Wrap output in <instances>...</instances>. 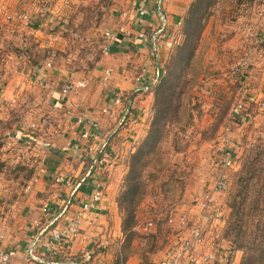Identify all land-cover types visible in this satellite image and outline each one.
Here are the masks:
<instances>
[{"label":"rangeland","instance_id":"1","mask_svg":"<svg viewBox=\"0 0 264 264\" xmlns=\"http://www.w3.org/2000/svg\"><path fill=\"white\" fill-rule=\"evenodd\" d=\"M79 1L91 8L81 3L75 6L77 2L67 4L66 0H0V235L3 237L16 220L13 214L18 212V205L35 182L34 164L39 153L34 148L39 149L47 138L54 137L59 125L65 126L71 116L70 108L65 109L66 102L58 106L57 114H52L57 110H48L52 96L47 93V84L32 79L37 66L41 62L50 65L51 60L59 66L94 71V62L104 57L105 32L118 33L119 15L130 17L138 0H129L128 4L127 0ZM192 1L176 39L166 37L170 44L160 50L154 46V55L150 51L149 59L154 65H163L152 86L161 82V76L170 77L167 66L174 64L177 47L184 44L186 35L182 30ZM78 12L79 18L75 16ZM33 20H41L39 27L34 26ZM204 23L195 55L187 65L188 83L177 117L170 110L156 151L142 167L135 227L140 236L134 235L125 251L124 233L120 241L111 238L115 242L111 240L102 250L107 253L110 249L114 256L102 255L100 264H114L119 254L125 252L128 258L133 256L129 264H161L179 255L193 227H204V238L194 249L195 257L208 256L209 264L242 262L243 251L233 244L237 230L233 228L231 204L240 188L241 176L251 165L258 168L252 188L264 191V155L259 152L264 150V0L243 3L217 0ZM100 24L105 27L101 46L95 40L87 41V37L99 34L96 29ZM60 36L69 39L67 47L57 48ZM141 53L129 50L126 63H133L134 69H138L137 61L144 55ZM143 66L142 63L137 74L140 78L145 75ZM103 74L94 77L103 85L102 91L109 87V83H103ZM22 83L23 92L17 97L20 87L17 85ZM29 85L32 87L28 88ZM56 86L62 89V85ZM149 94L145 96L150 99L149 109L144 112L149 113L145 121L149 122L150 131L156 111L155 96ZM239 102L243 103L241 113L233 110ZM132 115L137 118L131 120L132 128L137 130L141 116L134 111ZM226 150L235 155V163L228 169L222 161ZM122 164L128 173L129 159ZM106 173L108 178L113 177L112 172ZM223 173L229 176L228 187L223 192L214 191ZM125 177L119 179L120 190L126 188ZM208 194L213 200L203 209L201 203ZM186 260L182 259L180 264H186Z\"/></svg>","mask_w":264,"mask_h":264},{"label":"crops","instance_id":"2","mask_svg":"<svg viewBox=\"0 0 264 264\" xmlns=\"http://www.w3.org/2000/svg\"><path fill=\"white\" fill-rule=\"evenodd\" d=\"M66 1L67 4L77 2L75 6H80L81 3L79 0ZM98 1L93 0V3ZM190 2L191 0H152L148 6L150 13L145 16L143 23H138L137 9L142 6V3L140 0L136 1V10L134 9L130 17L124 18L119 15L120 27H117L119 32L115 33L117 40L113 44L112 53L94 62L96 64L93 68L95 73L92 69V71H81L75 67H69L70 65L59 66L51 60L50 65L41 62V65L37 66L32 79L47 84V93L52 96L48 110L50 112L57 110L52 113L57 114L60 110L58 106L61 107L66 102L65 109L70 108L71 116L65 126L59 125L60 128L54 137L47 138L39 149L34 148L39 153L34 164L37 165L36 179L23 202L18 205V212L13 214L16 217L15 222L7 228V234L5 233L4 236L7 247H14L23 252L40 233L37 222L50 219V221H55L56 226L63 224L77 213L81 203L88 199L95 189L101 188L105 191L106 197L96 210L93 225L83 227L82 233L73 239L62 256L66 259H77L83 253L91 252L93 264H100L102 255V257L109 258L114 256L110 253V249L107 253L102 249L108 246L111 238L114 237L115 241H120L123 236L122 217L117 202L118 190H120L118 189L119 179L125 177L126 174V166L122 163L128 161L129 156L135 152L138 139L148 134L149 122L146 121L149 113L144 111L149 109L150 99L145 96H150L151 88L148 86L152 87L155 84L157 81L155 78L158 77L163 66H155L156 63L154 65L149 59L150 51L154 55L153 38L159 29L167 33L166 37H173L171 31L176 22L184 18ZM81 4L86 7L88 3L82 2ZM79 9L82 8L79 7ZM114 10L111 9L112 14ZM79 13L75 15L77 18H79ZM40 21H34V26H38ZM104 28L100 24L96 29L99 34L86 36L87 41L91 43V40H95L101 46V33ZM139 32H145L146 37L138 38ZM128 34L132 37H128ZM174 39H176L175 36ZM67 40L69 39L61 37L60 41H57V48L67 47ZM165 42L170 44L171 40L168 42L165 39ZM132 49L144 54L143 58L137 61L139 62L136 64L138 71L132 66L133 63H126L129 60L127 53ZM163 57L164 55L161 60ZM142 63L145 75L140 78L137 74ZM107 67L113 68V74L109 87L102 91L103 85L94 77H97L96 74L101 77ZM78 81H84L87 87L77 86ZM67 82L73 83L74 86L63 99L62 89L60 90L56 83L62 85L63 88ZM143 85H146L147 89L143 88ZM17 86L20 87H18L16 96L21 97L19 94L23 92V83ZM29 87L32 86L29 85ZM137 89L143 90L139 92ZM116 95L122 96V104L114 106L116 110L112 114L103 113V108L110 105ZM129 106L132 107L131 112L134 111L141 116L142 122L137 126V130L132 128V115L126 114ZM79 119H85L87 123L81 124L78 122ZM85 127L92 128L93 132L98 135L97 138H92L91 141L82 139L80 131ZM91 147H93L92 150L89 149ZM90 155L102 156L105 161L103 164L93 163L89 159ZM106 172H112L113 177L108 178ZM60 176L70 179L71 183L57 182V177ZM46 204L51 207L49 216L44 213L43 207ZM131 258L133 256L127 258V264ZM14 264H23V260L15 259ZM35 264H47V261Z\"/></svg>","mask_w":264,"mask_h":264},{"label":"trees","instance_id":"3","mask_svg":"<svg viewBox=\"0 0 264 264\" xmlns=\"http://www.w3.org/2000/svg\"><path fill=\"white\" fill-rule=\"evenodd\" d=\"M216 1H192L190 9L186 13L185 25L182 30V34L186 35L184 44L177 47L174 64L167 66V72L170 77L167 75L161 76V82L156 86L150 87V93L155 96L153 104V108L156 111L155 117L149 133L138 144L139 146L136 147L135 152L129 156L130 169L125 177L126 188L121 189L123 190L122 192L120 190L121 194L118 195L117 199L119 210L123 216L122 231L127 236L122 245L123 251L130 246V241L133 240L134 235H139L136 234L135 227L137 224L138 205L141 201V197H138V195L142 185V167L146 165L147 158L156 151L155 146L160 141L163 132H165L166 116L170 114V110L174 111L176 116L182 104V95L186 92L185 88L188 83V80L185 79L187 65L195 55L194 51L205 25L204 21H206L210 14V9ZM248 1L253 0H236L238 3ZM128 108L130 111L132 107L129 106ZM259 152L264 155V150H259ZM100 157L99 155H90L89 159L94 163ZM257 169L251 165L248 171L241 176L240 188L237 189L231 204L232 216L235 219L233 228L237 230L233 244L236 243L237 247L243 251L241 264H264V191L263 189L252 188L258 173ZM54 224L55 221H53L52 226ZM127 258L126 252L125 254L120 253L114 264H126Z\"/></svg>","mask_w":264,"mask_h":264},{"label":"built area","instance_id":"4","mask_svg":"<svg viewBox=\"0 0 264 264\" xmlns=\"http://www.w3.org/2000/svg\"><path fill=\"white\" fill-rule=\"evenodd\" d=\"M142 6L137 9V19L138 23H143L145 20V16L150 13L149 4L152 0H140ZM127 15L128 13H124ZM182 21L176 22L171 31L174 36H176L179 32L180 25ZM166 32L160 29L154 35V46L155 50H160L162 47L166 45L165 37ZM128 37H132L131 34H128ZM138 38H145V32H139L137 34ZM168 37V36H167ZM117 40V36L112 31L105 32V41L102 46V51L105 56H108L112 53L113 44ZM113 74V68L107 67L104 70L103 74V83L108 85L111 80V76ZM77 86L83 87L85 86L84 81H78ZM73 83L67 82L62 88L63 99L72 91ZM123 102L122 96L116 95L110 105H107L103 108V113L112 114L115 112L114 106L121 105ZM243 108V103L239 102L235 105L233 109L237 113H241ZM126 114L132 115L131 110H127ZM131 120L135 121L133 115ZM79 123L86 124L87 121L85 119H79ZM82 139L91 141L92 138H97L92 128L85 127L80 131ZM90 150L93 147L89 148ZM105 161L104 157H100L97 163L103 164ZM223 166L225 169L232 167L235 163V155L232 151L226 150L223 155ZM57 182H65L67 184L71 183L70 179H67L64 176L57 177ZM229 176L227 173H223L219 179L216 181L214 185V191H225L228 187ZM213 193V191H211ZM106 197V193L103 189H95L91 196L83 201L79 207L77 213L74 214L73 217L68 219L63 224L56 226L55 224L52 226L53 221L50 219H46V221L37 222V226L39 227L40 233L36 240L33 243H30L26 249L21 252L17 248L7 247L5 244V239L3 235H0V264H14L15 259L23 260V264H35L36 262H46L47 264H93V258L91 252H85L79 256L77 259H66L62 256V253L69 248V245L73 241L75 237L82 233L83 227L93 225L95 220V213L98 209L99 205L104 201ZM211 195H206L205 199L202 201L201 205L203 209L210 206V202L212 201ZM44 213L49 216L51 213V207L49 205H44L43 207ZM208 222V221H207ZM206 222V224H207ZM149 225H153L152 222ZM190 238L186 239L183 243L182 248L180 250L179 255H174L170 259L164 260L161 264H180L182 259H187L186 264H209L210 259L208 256L198 258L194 256V249L197 243L201 242L204 238V227L200 228H192L190 230Z\"/></svg>","mask_w":264,"mask_h":264}]
</instances>
